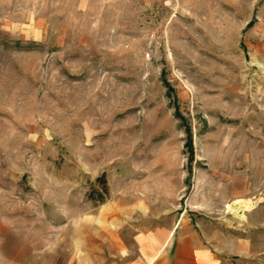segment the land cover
Masks as SVG:
<instances>
[{"label":"rangeland","instance_id":"obj_1","mask_svg":"<svg viewBox=\"0 0 264 264\" xmlns=\"http://www.w3.org/2000/svg\"><path fill=\"white\" fill-rule=\"evenodd\" d=\"M186 225L264 264V0H0V264Z\"/></svg>","mask_w":264,"mask_h":264},{"label":"crops","instance_id":"obj_2","mask_svg":"<svg viewBox=\"0 0 264 264\" xmlns=\"http://www.w3.org/2000/svg\"><path fill=\"white\" fill-rule=\"evenodd\" d=\"M177 227L174 228L173 232H177ZM179 231L181 232L178 238L175 241V244L172 249H174V254L171 257L167 256V248L170 245L169 236L167 238V232H163L159 234L158 239H150L148 238V242L146 238L136 239V244L138 247H141V255H145L143 257H136L134 260H129V251L124 253L123 248L125 246V242L121 240V245H119L120 253L123 258L122 261H127L129 264H149L155 256L157 258L153 261L155 262L158 259L164 258V264H216V259L210 254V252L206 249L204 244L201 241V238L198 236L196 231L192 230V227L189 225L180 227ZM113 235L114 232H111ZM147 242V245L144 244ZM166 254V256H164ZM133 258V257H132Z\"/></svg>","mask_w":264,"mask_h":264},{"label":"bare ground","instance_id":"obj_3","mask_svg":"<svg viewBox=\"0 0 264 264\" xmlns=\"http://www.w3.org/2000/svg\"><path fill=\"white\" fill-rule=\"evenodd\" d=\"M233 211H234V214L240 215L242 212V206H238L237 208H234Z\"/></svg>","mask_w":264,"mask_h":264}]
</instances>
